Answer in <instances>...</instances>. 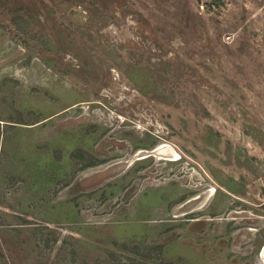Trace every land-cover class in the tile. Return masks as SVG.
Listing matches in <instances>:
<instances>
[{
	"label": "rangeland",
	"instance_id": "obj_1",
	"mask_svg": "<svg viewBox=\"0 0 264 264\" xmlns=\"http://www.w3.org/2000/svg\"><path fill=\"white\" fill-rule=\"evenodd\" d=\"M263 246L264 0H0V264Z\"/></svg>",
	"mask_w": 264,
	"mask_h": 264
},
{
	"label": "bare ground",
	"instance_id": "obj_2",
	"mask_svg": "<svg viewBox=\"0 0 264 264\" xmlns=\"http://www.w3.org/2000/svg\"><path fill=\"white\" fill-rule=\"evenodd\" d=\"M169 144V143H168ZM168 144H161L157 150L159 151V154L160 155H165L167 157L170 158V160H177L179 159V154L178 152L170 145ZM153 150V149H152ZM154 151V150H153ZM146 153V152H145ZM157 154V153H156ZM153 155V154H152ZM155 156V155H154ZM158 158H162L161 156L158 157ZM182 158V157H181ZM210 192V191H209ZM211 197V196H210ZM213 198V197H212ZM204 200V199H203ZM210 200V199H209ZM202 201V200H201ZM204 202V201H203ZM207 203V202H206ZM204 205V204H203ZM262 253L264 255V246H263V250H262ZM263 258V257H262Z\"/></svg>",
	"mask_w": 264,
	"mask_h": 264
},
{
	"label": "trees",
	"instance_id": "obj_3",
	"mask_svg": "<svg viewBox=\"0 0 264 264\" xmlns=\"http://www.w3.org/2000/svg\"><path fill=\"white\" fill-rule=\"evenodd\" d=\"M132 77H134V76H132ZM141 91L144 92L145 91V88H142Z\"/></svg>",
	"mask_w": 264,
	"mask_h": 264
}]
</instances>
